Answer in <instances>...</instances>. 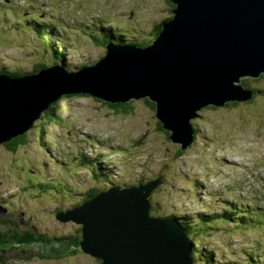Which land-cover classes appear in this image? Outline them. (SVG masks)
Wrapping results in <instances>:
<instances>
[{"label": "rangeland", "instance_id": "1", "mask_svg": "<svg viewBox=\"0 0 264 264\" xmlns=\"http://www.w3.org/2000/svg\"><path fill=\"white\" fill-rule=\"evenodd\" d=\"M173 8L170 0H0V71L5 68L15 77L37 74L60 64L54 48L65 52L68 70H82L106 56L107 47L96 39L103 36L102 27L143 44L154 39V29L174 15ZM42 64L47 67L39 69ZM251 79V87L264 85L263 77ZM130 101V107L120 111L88 93H64L51 104L54 115L26 131L29 143L11 150L6 141L0 142V191L5 196L24 200L22 186L33 177L51 185L67 182L80 194L69 189L59 198L62 192L56 190L34 196L32 203L24 200L29 217L17 218L30 230L22 226V235H33L36 227L43 232L41 237L33 235L41 244L28 250L31 255L36 252L34 259L16 264H98L96 257L80 249L83 224L63 221L52 211L60 205L65 211V201L71 208L87 199L77 201L84 191L109 183L103 177L94 181L99 162L110 179L123 185L162 175L155 198L164 217L216 212L231 201L251 206L246 218L250 224L229 222L214 229L212 236L196 237L200 248L206 244L216 251L217 262L195 264H255L256 259L264 264V92L252 101L203 108L193 120L198 136L186 149L160 127L147 98ZM81 153L88 160L81 159ZM67 232H73L75 240L60 238Z\"/></svg>", "mask_w": 264, "mask_h": 264}, {"label": "water", "instance_id": "2", "mask_svg": "<svg viewBox=\"0 0 264 264\" xmlns=\"http://www.w3.org/2000/svg\"><path fill=\"white\" fill-rule=\"evenodd\" d=\"M170 1L174 15L150 45L109 42L105 57L78 71L53 65L32 76L0 75V142L26 133L64 93L110 103L148 98L182 149L195 142L192 120L203 108L251 100L243 79L264 73V0ZM162 181L103 188L57 217L83 224L80 249L100 264H195L186 228L151 213Z\"/></svg>", "mask_w": 264, "mask_h": 264}, {"label": "trees", "instance_id": "3", "mask_svg": "<svg viewBox=\"0 0 264 264\" xmlns=\"http://www.w3.org/2000/svg\"><path fill=\"white\" fill-rule=\"evenodd\" d=\"M172 18V16L166 18L165 20H170ZM164 21V20H163ZM38 26V31L39 32H43L44 30V26L43 25H37ZM163 27L161 26V24H159L155 29V33H154V39L160 34V32L162 31ZM100 33V31H99ZM101 34L103 35L102 37H98L96 36V39L98 41L101 42V44H103V46L107 47V44L109 43L110 40H114L116 41V43L125 45V44H131V45H141V46H147L150 45L154 39L149 40L148 42L146 41L145 43H141L139 41L136 40H131V39H125L124 36L121 34H117L114 29L112 27L107 28V27H102L101 28ZM53 53L55 54V61L59 62L60 65L64 68H66V64L64 62L65 58L62 54H64L65 52L62 50V53L59 52L57 50V48H54ZM56 65V64H53ZM50 66V65H49ZM52 66V65H51ZM47 67V65L42 64L39 66V69ZM84 67V66H83ZM38 69V70H39ZM67 69V68H66ZM68 70V69H67ZM6 74V75H11V76H16L15 73H10L7 71V69L2 68L0 71V74ZM264 78V73L260 76V78ZM260 78H255V79H251V78H244L243 79V84L247 87L250 88L251 90L254 91V96L252 97L251 100L255 99L256 95L258 93H262L264 92V85H258L257 87H251V85L249 84V79L253 80V81H259ZM260 88V89H259ZM147 102L149 103L150 106H152L155 109V103L151 100H149L147 98ZM110 103V102H109ZM235 104V103H234ZM131 105V101H127V102H117V103H110L111 108H113L114 110H127ZM55 113V109L52 106H49L41 115V117L36 120L32 126V128H36L37 125L38 127H40V124H38L37 121H41L43 118H47V117H51L52 115H54ZM194 120V119H193ZM192 120V123H193ZM42 124V123H41ZM160 127H162V124L159 122ZM194 130H195V138H197V131L198 128L197 126H195L193 124ZM29 132H26L24 134L18 135L16 137L11 138L10 140L6 141L8 147L11 150H15L18 148V146L20 144H27L29 143ZM168 134H170V132H168ZM5 143V144H6ZM81 159H87L88 158L83 155L81 153L80 155ZM97 161V160H95ZM93 163V165H95L96 163L91 161ZM101 167H97V172L95 173V175L97 176L95 178V182L99 183L100 179L97 181L96 179L102 178L105 180L109 181V186L106 187L105 186H97L94 185L92 188L86 190L83 192L81 198L77 201H81L82 199L86 198V197H91L94 196L95 194H97L101 189L103 188H110L112 186H129V183L126 184H122L119 183L115 178H111L108 175V173H104L106 170V166L104 164H102V162H99ZM96 168V167H95ZM102 170V171H101ZM109 172H113V170H109ZM156 178V177H154ZM150 179V178H148ZM146 177H141L140 179H138L134 184H139L141 181H146L148 180ZM30 181L28 183H26L24 186H22V198L24 200L29 201L31 200L32 203V198L34 196H38V194H45L48 192H53V191H60L62 192V194H59L60 196H65L66 197V192L65 190H69L71 188H69V184L67 182L64 181H58L56 180L55 185H51L52 182H42L40 181L39 177H33L32 179H29ZM103 183V182H102ZM133 185V184H130ZM32 189H37V193L35 195H32L31 192ZM72 192V194L75 195V193H77L79 196L80 194L78 193L77 190H69ZM156 193H157V189H155L152 193V207H151V213L152 215H157V216H162V214L160 213V208H161V204L160 202L155 198L156 197ZM47 195V194H46ZM17 197V196H16ZM10 196H7L5 198V204H9L8 200H12L10 199ZM14 200V199H13ZM20 201V197L18 196V198H16V200H14L17 205L21 204H25V201ZM76 203V202H75ZM231 206V207H228ZM228 206H224L223 210L220 211H216V212H195L192 215L190 214H180L179 212H174L171 215H168L169 217H173L175 218L178 222H180L188 231V234L190 235L191 239H192V245H193V250H194V255L196 257L197 261H204L206 263H211L216 261V251L214 249L209 248L206 244L203 246V248H200V246L198 245V241L196 240V237H208V236H212L213 235V230L216 229L217 227H225L229 222L235 223L236 226H245L250 224V221L246 222V218L249 217L247 213H250L249 207L247 204H244L242 207L239 205L238 202L235 201H231L229 203ZM28 207V206H27ZM70 208V207H69ZM20 210V207H19ZM61 210V207L57 208L56 211L53 212V214L56 215V213H58V211ZM18 215L21 219H27L29 217V213L27 215L26 212V208H21L20 212H16V220L18 221ZM167 216V215H166ZM11 217L8 218H0V253L2 252V250H6V251H15L17 253H19L20 255L23 256V258L25 257L24 260H30L29 258H32L29 253H31L28 250L32 247L35 246H39L41 244H37L38 243V239L34 238V234H36L38 237H41L42 232L40 231L38 227H36L35 232L33 235L28 234L30 236L26 237L22 235V232L25 231L26 229L29 231L30 229H28L29 227L27 226L26 229H22L21 228H12L10 226V224L8 223L9 220H11ZM19 222V221H18ZM20 223V222H19ZM263 224V223H261ZM67 237H69V239L71 240V238L73 240H75V237H73V233H69L67 235ZM25 251H24V250ZM27 249V250H26ZM45 250V249H44ZM57 252V251H56ZM44 253V252H43ZM25 254H27L26 256H24ZM36 255V254H35ZM22 257H19L18 259H16L15 263L16 264L19 259H23ZM28 258V259H27ZM97 259V258H96ZM98 260V259H97ZM206 260V261H205ZM99 261V260H98ZM217 262V261H216ZM7 264V263H6ZM255 264H260V262H258V259L255 260Z\"/></svg>", "mask_w": 264, "mask_h": 264}, {"label": "flooded vegetation", "instance_id": "4", "mask_svg": "<svg viewBox=\"0 0 264 264\" xmlns=\"http://www.w3.org/2000/svg\"><path fill=\"white\" fill-rule=\"evenodd\" d=\"M106 185V187L107 186H109V183H106L105 184ZM0 193H1V196H0V218H8V217H11L12 219L11 220H9L8 221V223L10 224V226L12 227V228H21L22 226H24L25 224H23V223H19L17 220H16V212L18 211V212H20L21 211V208H26L28 205L27 204H23V205H21V204H19V205H17V203L14 201V200H8V202H9V204H5V198L7 197V196H10L11 198L12 197H14V195H10L9 193L8 194H6V196L4 195L5 194V191H0ZM62 197H65V196H59V198H62ZM20 201L22 202L23 200H21V198H20ZM66 203H68V207L67 208H69L70 206H71V203H70V201H65ZM19 207H20V210H19ZM59 207H61V205L59 206ZM58 207V208H59ZM27 209V208H26ZM57 209V208H56ZM56 209H54L53 211H52V214H53V212L54 211H56ZM51 214V215H52ZM2 215H4V216H2ZM27 225H25V227H26ZM71 233H73V232H71ZM69 234V232H67L66 234H65V236H60V238L62 239V240H69L70 241V239L67 237V235ZM69 241H67V242H69ZM25 251V250H24ZM66 252V250L65 251H62L61 253H65ZM36 254V252H34L33 254H32V257H33V259H34V255ZM27 254H25L24 256H26ZM29 255L31 256V254L29 253ZM19 257H22L23 258V256L22 255H20L19 253H17V252H15V251H6V250H2V252L0 253V264H14L15 263V261H16V259H18ZM10 259V260H9ZM23 259H25V257L23 258ZM28 259V258H27ZM30 260H32V258H29ZM96 261V260H95ZM96 262H98V264H100V262L99 261H96Z\"/></svg>", "mask_w": 264, "mask_h": 264}, {"label": "bare ground", "instance_id": "5", "mask_svg": "<svg viewBox=\"0 0 264 264\" xmlns=\"http://www.w3.org/2000/svg\"><path fill=\"white\" fill-rule=\"evenodd\" d=\"M260 89V88H259ZM84 155V154H83ZM102 171V170H101ZM190 236V235H189Z\"/></svg>", "mask_w": 264, "mask_h": 264}]
</instances>
